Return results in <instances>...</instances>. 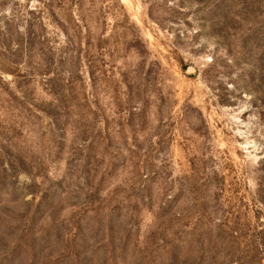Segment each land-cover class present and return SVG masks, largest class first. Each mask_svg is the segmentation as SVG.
<instances>
[{
    "label": "rangeland",
    "instance_id": "374dc122",
    "mask_svg": "<svg viewBox=\"0 0 264 264\" xmlns=\"http://www.w3.org/2000/svg\"><path fill=\"white\" fill-rule=\"evenodd\" d=\"M0 264H264V0H0Z\"/></svg>",
    "mask_w": 264,
    "mask_h": 264
}]
</instances>
